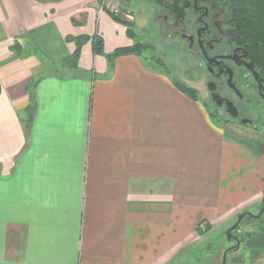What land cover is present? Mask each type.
<instances>
[{
	"label": "crops",
	"instance_id": "obj_1",
	"mask_svg": "<svg viewBox=\"0 0 264 264\" xmlns=\"http://www.w3.org/2000/svg\"><path fill=\"white\" fill-rule=\"evenodd\" d=\"M127 29L99 0H0V264H264V221L207 239L261 209L264 134L117 55Z\"/></svg>",
	"mask_w": 264,
	"mask_h": 264
},
{
	"label": "flooded vegetation",
	"instance_id": "obj_2",
	"mask_svg": "<svg viewBox=\"0 0 264 264\" xmlns=\"http://www.w3.org/2000/svg\"><path fill=\"white\" fill-rule=\"evenodd\" d=\"M144 4L156 26L197 59L210 99L225 114L227 124L264 134V71L232 1L145 0Z\"/></svg>",
	"mask_w": 264,
	"mask_h": 264
},
{
	"label": "rangeland",
	"instance_id": "obj_3",
	"mask_svg": "<svg viewBox=\"0 0 264 264\" xmlns=\"http://www.w3.org/2000/svg\"><path fill=\"white\" fill-rule=\"evenodd\" d=\"M100 2L99 0V11ZM144 3L145 0H110V7L118 8L119 13L115 15L113 12L108 13L107 10H104L102 13L110 15L113 19H118V22L129 27L134 33L133 39L136 42L147 45V49L142 52L148 64L155 69L167 73L173 78L175 83L194 91L197 99L205 105L208 114L214 120L215 124L221 125V128L225 131L238 136L253 138L262 134L261 132H253L252 130L244 132L243 130L235 129L231 123V125L227 124L225 114L218 111L210 99L205 84L207 79L198 67L197 59L189 56L177 39L168 38L156 26V22L146 14L149 5ZM260 210H255L256 214L254 213V215H257ZM250 213L253 214V212ZM263 221L264 215L259 219L246 216L240 224L239 231L235 232V234L244 232L243 234L250 233V235H255ZM207 239L211 244L218 246V250H228L236 246L235 241L229 240L227 231L225 233L219 229L210 233ZM215 245L214 247L216 248ZM211 256L210 253H206L202 258H205L206 263L209 264L212 258ZM192 257L193 254L190 258L192 259ZM193 264L201 263L194 262Z\"/></svg>",
	"mask_w": 264,
	"mask_h": 264
},
{
	"label": "trees",
	"instance_id": "obj_4",
	"mask_svg": "<svg viewBox=\"0 0 264 264\" xmlns=\"http://www.w3.org/2000/svg\"><path fill=\"white\" fill-rule=\"evenodd\" d=\"M231 1L233 3L234 10L237 11V15L239 17L238 20L241 28L245 31L246 34L249 35V37L251 38L252 46L256 48L258 61L260 63L262 70L264 71V0H231ZM114 20L118 21V19L116 18H114ZM127 33L131 38H133L134 33L129 27L127 29ZM83 40L85 41L87 40V38ZM78 41H80V39H78ZM91 41L93 43L95 53L104 54L103 42L101 38L98 36H94L91 38ZM145 49H147V46L139 43V44H134L133 46L128 48L119 49L116 51V54L117 55L132 54V53L141 54L142 51ZM79 52H80V43L75 54L76 57L79 56ZM175 86L183 94L187 95L188 97H190L195 101H198L197 95L195 94L194 91L187 89L178 83H175ZM0 90H1V85H0ZM263 205L264 202L262 203V207ZM239 227L235 232L239 231ZM208 229L206 231H208ZM199 232H201V234L204 233L201 230ZM235 232H233V234L236 236Z\"/></svg>",
	"mask_w": 264,
	"mask_h": 264
},
{
	"label": "water",
	"instance_id": "obj_5",
	"mask_svg": "<svg viewBox=\"0 0 264 264\" xmlns=\"http://www.w3.org/2000/svg\"><path fill=\"white\" fill-rule=\"evenodd\" d=\"M211 89V88H210ZM213 89H211V91H212ZM218 95H213V99H214V101H218V97H217ZM263 202H264V198H263ZM263 214H264V205H263V207H262V209L260 210V212L257 214V215H254V214H252V213H243V214H241L239 217H238V219H237V221H236V223L227 231V234H228V236H229V240L231 241V240H233V241H236V246L234 247L235 249H239V247H240V241L238 240V238L233 234V232H235L237 229H238V227L240 226V224H241V222H242V220L246 217V216H249V218H254V219H259V218H261L262 216H263ZM225 261H226V253H225V255H224V257H223V264H225Z\"/></svg>",
	"mask_w": 264,
	"mask_h": 264
},
{
	"label": "built area",
	"instance_id": "obj_6",
	"mask_svg": "<svg viewBox=\"0 0 264 264\" xmlns=\"http://www.w3.org/2000/svg\"><path fill=\"white\" fill-rule=\"evenodd\" d=\"M100 12H103L104 10H107L108 13H114L115 15H117L119 13V9L118 8H111L110 7V0H100Z\"/></svg>",
	"mask_w": 264,
	"mask_h": 264
}]
</instances>
